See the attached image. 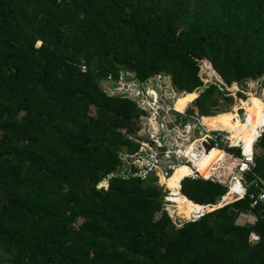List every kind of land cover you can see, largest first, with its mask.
Instances as JSON below:
<instances>
[{"label": "trees", "instance_id": "16d2710c", "mask_svg": "<svg viewBox=\"0 0 264 264\" xmlns=\"http://www.w3.org/2000/svg\"><path fill=\"white\" fill-rule=\"evenodd\" d=\"M204 62L226 82L204 81ZM259 78L264 88V0H0V264H264V204L211 206L240 147L192 143L175 166L160 134L165 116L183 127L190 114L231 133L221 119L239 103L228 88L244 101ZM147 88L161 100L156 132H140ZM192 100L198 111L178 112ZM243 119L226 145L251 146L264 101ZM254 153L264 177V129ZM141 158L142 171L131 163ZM159 183L189 219L172 220Z\"/></svg>", "mask_w": 264, "mask_h": 264}, {"label": "rangeland", "instance_id": "374dc122", "mask_svg": "<svg viewBox=\"0 0 264 264\" xmlns=\"http://www.w3.org/2000/svg\"><path fill=\"white\" fill-rule=\"evenodd\" d=\"M173 24H174L173 26H175L176 28H179L180 26H182V24L178 23L177 21H175ZM37 44H39V42H37ZM203 66H204V68H203L202 72H203V74L205 76L204 77V81L210 80V78L213 77L212 75H214V78L223 79V81H225L224 73H222V72H216L215 73V72H212L211 70L207 69V66L205 64ZM133 83H134L133 81L128 82L127 83L128 85H127V87H125V90L129 89L133 85ZM235 85H236V88L235 89H229L228 88V90L229 91H232L231 92V94H232L231 96L233 97V101L234 102H237L238 101L239 106H237L236 109L230 108V112L232 113V117H229V116L222 117L221 123H226V126H228L230 124V122H231V123H233V126L227 127V128H229V130L231 131V133L228 131V129L227 130L226 129H219L221 131H227L229 133L228 135H226L223 132H217V134H218V136L220 138L226 137L225 139L220 140L219 143H224V144L229 143V140H230L231 135H233V134L236 135V132H237L236 131L237 123H238V121L239 122L242 121V123H244L243 116L246 113L247 106L250 107V105L252 103H254L257 99L258 100L260 99V100L264 101V99L262 98V95L263 94L261 93V88H262L261 87V78H259L258 89L257 90H254V91L248 92L247 93V98L245 97L244 98L245 99L244 101H241V100H243L241 98H237L236 99V96H235V93L234 92L236 90L237 91H242V90H240L237 87V83L236 82H235ZM241 87L243 88V91L246 89L245 88V81L243 82V84H242ZM119 89H121V90L123 89L122 88V85H121V88H119ZM138 89L135 87L134 91H136ZM147 90H149V89L147 88ZM159 91L169 92V83H168V81H164V82L161 83ZM164 96H165L166 100H168V101H170V102L173 103V101H174V98L173 97H168L167 94H165ZM137 100L139 101L140 100V97L136 98V101ZM193 100L190 101V102H188L186 104V106L184 108V111L185 112L188 111V113H190L191 111L196 112V111L199 110L198 107H194V104L192 103ZM142 102L147 105L146 101L143 98H142ZM227 108L229 109V106ZM214 109H216V107H213V109H211V110H214ZM151 113H152V111H151ZM151 113H148L146 118L144 116V117H142L140 119V121H139L140 127H141L140 132L145 131L147 127H150V129L152 130V132H156V130L158 128V124H157V122H156L155 119L152 120V116L150 115ZM193 117L194 118H192L191 117V114H190L184 120V122H187L189 120L190 124H192L191 131H189L187 133L180 126L173 127V125H171V123L168 122V121L171 120V117H169V116H165L164 117V122H166V123H165V126L163 125L164 126L163 133L160 132V134L161 135L162 134L164 135V138L166 140V146L168 148H172L173 149V148H176V147H180V148L183 149L194 138V136L196 135V133H199V132H202V131H206V127L200 124V121L201 120L199 121L197 117H195V116H193ZM238 118H240V119H238ZM177 122H179V121H177ZM163 126H161V124H160V127H163ZM259 127H258V130H259ZM213 129H216L217 130V128H213ZM245 129H246V127H245ZM239 142H241L244 146L245 145L248 146V143H249V142H246V141H243V140H241ZM145 144L148 147V149L149 148H153L154 146L157 145V144H155V141H153V140H149V141L145 142ZM193 147L195 148V150L200 151V149H199V143H195L193 145ZM220 147L221 148H224L222 144L220 145ZM152 153H153L152 155L155 154V152H152ZM163 154L166 157V159L163 160L162 158H160V161L159 162H161V161L163 162L164 161V163H165L168 160L167 159L168 156H167L166 152H163ZM124 156H126V155H124ZM155 157H157V155ZM178 159L177 160L172 159V161H169L170 162L169 165L170 164H174L175 166H177L179 164L185 163L184 162L185 160H183V158L179 157ZM132 162L135 163V165H137V167L139 168L140 171H142L141 167H142V165H144V163H146V160L143 159V158H141L139 160L138 159H133L131 161V163ZM162 162L161 163H158V165L161 166V169H162L163 174L165 176H168V174H166V172H165V170H167V167ZM151 165H153V164H151ZM157 169H160V167H158ZM155 171H156V169L154 170V175L156 176ZM158 178H159L160 181H162L161 178H160V175L158 176ZM158 185L162 186L163 189H166L167 190V195L164 198L165 201H167V202H165L164 207L166 208L167 212L171 216L172 220L174 222L179 223V222L183 221V219H189V218L184 217L183 214H180V213L177 212L176 206H174L173 205L174 203L169 200V197L171 198V196H170L169 189L166 187V185L165 184H160V183ZM100 186H105L106 187L107 186V181L104 180L101 183H99L98 184V187H100ZM199 215H200V213L197 214V215H195L193 218H195V217H197ZM254 220H255V216L252 213H246V214L239 213V215L236 218V221L238 223H241V224H243L245 222H253Z\"/></svg>", "mask_w": 264, "mask_h": 264}, {"label": "built area", "instance_id": "2783aa9c", "mask_svg": "<svg viewBox=\"0 0 264 264\" xmlns=\"http://www.w3.org/2000/svg\"><path fill=\"white\" fill-rule=\"evenodd\" d=\"M262 98L264 99V88H261ZM144 100L147 103V107L149 111H152L151 116L157 113V109L161 106V100L158 93L153 89L145 90ZM201 125L203 123L200 122ZM164 124L161 123V126ZM165 126V125H164ZM204 126V125H203ZM186 128H189V125H186ZM264 129V124L257 128L256 137L253 140L251 146L246 149L245 146L241 142H238L236 145L241 147V154L239 158H237L236 166L234 173L236 175H231L228 180V192H231L230 197L232 199L225 200L224 196L221 197L220 202L217 205H213V207H218L232 201H235L239 198L247 196L249 198V206L254 207L259 202L264 204V177L256 174L254 172V168L256 167V158L254 153V142L260 136ZM212 130V129H211ZM211 130H206V139L210 143L212 142L216 147L220 146V140H223L218 137L216 133H211ZM154 141V140H153ZM199 142V149L201 153L205 152L204 148L200 145V139H193L189 142V144L185 148L177 147L176 149L167 150L170 153H174L176 156L183 158L185 160L184 151L188 148H191L192 143ZM234 145V144H233ZM225 146V145H223ZM229 146V145H228ZM185 162V161H184ZM192 177H197V174H191ZM217 180V178H211ZM253 187L256 191H249L248 188Z\"/></svg>", "mask_w": 264, "mask_h": 264}, {"label": "clouds", "instance_id": "9594fccd", "mask_svg": "<svg viewBox=\"0 0 264 264\" xmlns=\"http://www.w3.org/2000/svg\"><path fill=\"white\" fill-rule=\"evenodd\" d=\"M204 64L206 65V62H204ZM210 66H211V65H210ZM211 67H212V66H211ZM212 68H213V67H212ZM207 69H208V68H207ZM209 70H211V69H209ZM211 71H212V70H211ZM213 71H214V69H213ZM213 71H212V72H213ZM213 76H214V75H213ZM237 87H238V86H237ZM238 88H239V87H238ZM148 89H152V88H148ZM153 90H154V89H153ZM236 91H237V90H236ZM173 103H174V102H173ZM172 108L174 109L173 105H172ZM174 110H175V109H174ZM176 111H177V110H176ZM178 112H179V111H178ZM180 113H184V111H182V112H180ZM192 116H193V115H192ZM194 116L197 117L199 121L201 120V116H202V115L195 114ZM200 122H201V121H200ZM201 123H202V122H201ZM182 125H183V124H182ZM186 125H189V128H188V129L186 128ZM177 126H180V125H175V126L173 125V127H177ZM180 127H181L182 129H184L186 133L189 132V131H191V129H192V125H191V124H185V123H184V126H183V127L180 126ZM212 131H213V132H212ZM215 131H221V130H219V129H217V130H216V129H212V130H211V133H217V132H215ZM204 132H205V131H202V132L196 133V135H198V134H204ZM226 132H227V131H226ZM228 134H229V133L227 132L226 135H228ZM196 135L194 136L193 139H195ZM217 135H218V134H217ZM218 137H219V136H218ZM219 138H220V137H219ZM225 138H226V137H224L223 139H225ZM193 139H192V140H193ZM221 139H222V138H221ZM197 143H199V142H197ZM211 143H212V142H211ZM188 144H189V143H188ZM212 144H213V143H212ZM214 146H215V145H214ZM226 146H228V145H226ZM229 146H237V145H229ZM215 147H216V146H215ZM219 147H220V146H218L217 148H219ZM223 147H224V146H223ZM238 147H240V146H238ZM176 148H177V147H176ZM176 148H173V149H176ZM222 149H224V148H222ZM240 149H241V147H240ZM204 151H205V150H204ZM185 163H186V162H185ZM156 168H158V166H156L155 169H156ZM173 168H174V167H173ZM190 176H191V174H190ZM199 176H200V175H199ZM200 177H202V176H200ZM203 178H206V177H203ZM227 193H228V187H227V191L225 192V194H227ZM225 194H224V195H225ZM224 195H223V196H224ZM239 199H240V198H239ZM220 200H221V199H220ZM207 205H211V204H207ZM216 205H217V204H216ZM211 206H213V205H211ZM214 208H215V207H214Z\"/></svg>", "mask_w": 264, "mask_h": 264}, {"label": "water", "instance_id": "95a60500", "mask_svg": "<svg viewBox=\"0 0 264 264\" xmlns=\"http://www.w3.org/2000/svg\"><path fill=\"white\" fill-rule=\"evenodd\" d=\"M199 135V134H198ZM205 144L208 146V148L209 147H213L214 149L216 148L215 146H214V144H212V143H210L209 141H207V139H206V137H202L201 139H200V145L203 147H205ZM203 147V148H204ZM198 175V174H197Z\"/></svg>", "mask_w": 264, "mask_h": 264}, {"label": "bare ground", "instance_id": "6f19581e", "mask_svg": "<svg viewBox=\"0 0 264 264\" xmlns=\"http://www.w3.org/2000/svg\"><path fill=\"white\" fill-rule=\"evenodd\" d=\"M222 145H226V144L222 143ZM208 151H209V153H211L212 152V147H209Z\"/></svg>", "mask_w": 264, "mask_h": 264}, {"label": "crops", "instance_id": "0c3cea01", "mask_svg": "<svg viewBox=\"0 0 264 264\" xmlns=\"http://www.w3.org/2000/svg\"><path fill=\"white\" fill-rule=\"evenodd\" d=\"M186 106V105H185ZM185 106H184V108H185ZM184 108L181 110V111H179V112H182V111H184ZM202 117V116H201Z\"/></svg>", "mask_w": 264, "mask_h": 264}]
</instances>
